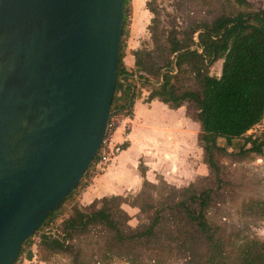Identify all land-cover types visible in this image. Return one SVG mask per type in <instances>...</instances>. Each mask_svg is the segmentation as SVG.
<instances>
[{
	"label": "trees",
	"instance_id": "1",
	"mask_svg": "<svg viewBox=\"0 0 264 264\" xmlns=\"http://www.w3.org/2000/svg\"><path fill=\"white\" fill-rule=\"evenodd\" d=\"M231 1L240 7L251 5L249 0ZM122 2L120 50L109 112L130 116L133 101L140 98L142 90L146 92L144 103L156 100L170 110L183 107L185 116L197 125L196 144L207 175L179 189L162 182L165 186L160 192L168 193L157 200L151 194L158 190L157 185L143 178L132 206L146 216L133 229L118 219L121 215L123 222L128 220L120 210L125 201L120 196L95 199L86 206L70 202L66 213H58L85 182L94 157L75 187L42 223L60 217L56 236L39 235L34 248L36 260L49 262L53 256L65 255L78 262L81 250L73 241L94 227H102L107 236L98 251L105 260L123 258L127 264H141L145 259L163 264L172 255H181L188 264H264V241L242 239L237 243L223 236L207 218L210 204L226 184L221 159L233 156L239 161L264 153V134L245 135L264 117V9L220 14L209 22L164 29L146 2L145 9L152 16L146 26L149 43L131 52L133 69H126L121 41L127 35L130 8L129 0ZM218 60L219 76L210 75V66ZM238 139L242 144L235 152H228L232 141ZM117 148L123 150L126 144ZM143 173L144 168L140 169L142 177ZM246 209L258 211L264 218V202H252ZM30 246V239L23 242L17 259Z\"/></svg>",
	"mask_w": 264,
	"mask_h": 264
},
{
	"label": "water",
	"instance_id": "2",
	"mask_svg": "<svg viewBox=\"0 0 264 264\" xmlns=\"http://www.w3.org/2000/svg\"><path fill=\"white\" fill-rule=\"evenodd\" d=\"M122 11V0H0V264L16 262L96 156Z\"/></svg>",
	"mask_w": 264,
	"mask_h": 264
},
{
	"label": "rangeland",
	"instance_id": "3",
	"mask_svg": "<svg viewBox=\"0 0 264 264\" xmlns=\"http://www.w3.org/2000/svg\"><path fill=\"white\" fill-rule=\"evenodd\" d=\"M131 1L129 0L130 9L128 11V22L125 26L127 35L121 41L122 52L128 47L133 17L135 18V23L140 21L139 8L145 14L143 23L138 29L140 31L136 33L139 39L141 36L143 38L139 40V46L143 43H149L146 26L152 16L145 10L146 2H149V6L154 9L160 27L164 29L185 28L192 23L209 22L220 14H236L237 12L253 13L257 9H264V0H249V3H251L249 7L237 6L231 0H138V2L135 1L133 3L132 7ZM134 11L137 12L135 16ZM220 68L221 60H218L210 66L209 74L219 76ZM143 93V97L145 98L146 92L144 90H142ZM122 130L123 134H126L128 132V124ZM261 134H264V117L257 125L245 133L246 136H260ZM242 142V139L233 140L232 145L228 148V152H235ZM220 144L223 145L224 142L221 141ZM221 162L223 164V177L227 185L225 184L221 187L222 189L218 193L219 196L210 204L207 210L208 221L211 224L217 225L221 229L223 236L230 237L236 240L237 243L242 239L264 241V218L258 211H248L246 209L252 202H264V153L261 155H248V157L239 161L233 156H228L221 159ZM180 163V173L176 172L177 170L175 169V171L170 170V174L166 173V175L162 176L156 174L152 177V184L158 187V190L151 192L154 199L157 200L167 195V191L160 192L165 186L163 183L174 189H179L187 186L189 183L196 182L197 177H205L207 175L206 168L201 161V151L199 148L192 151L189 159L181 160ZM140 169H143L141 162L138 166L139 171ZM184 170L187 173H183L182 171ZM88 174L89 172L84 177L85 182L80 183L79 188L74 194V198L65 203L58 213H66L70 208V202H79V195L82 190L96 178L88 180ZM84 184H87L85 188H83ZM139 190L140 188L136 192L120 195V197L125 199L124 203L120 205V210L128 216V220L126 223L123 222L121 215H118V219L122 224L131 229L138 225L142 217L146 216L145 213H139L138 208L132 206L134 203L132 197ZM59 220L60 217L57 216L48 222L51 223L49 233L52 236H56V232H58L56 224L59 223ZM106 236V229L94 227L90 229L88 234L79 236L73 241V244L77 245L81 250L78 262H74L73 258L65 255L53 256L49 262L51 264H127L123 258L105 260L102 257L98 249L103 248ZM32 249L31 247L30 250ZM22 256L18 259V264H21ZM186 260L187 258L181 255H172L170 258L165 259L163 264H188ZM141 264H152V262L143 259ZM190 264L198 263L194 261Z\"/></svg>",
	"mask_w": 264,
	"mask_h": 264
},
{
	"label": "crops",
	"instance_id": "4",
	"mask_svg": "<svg viewBox=\"0 0 264 264\" xmlns=\"http://www.w3.org/2000/svg\"><path fill=\"white\" fill-rule=\"evenodd\" d=\"M135 1L138 2L131 1V7ZM136 13L134 11V16ZM139 14L138 23H135L133 17L128 47L123 52L122 64L126 69H133L131 52L139 47V40L143 39L142 36L139 39L136 34L140 31L138 29L145 18L140 8ZM143 96L144 93L133 101L131 114L126 120L128 132L123 134L122 128L119 127L114 134L117 147L125 143L126 148L118 151L110 159L104 172L82 190L79 195L81 206L102 197L136 192L143 178L152 183L151 179L156 174L160 176L170 174V170L175 169L180 173L181 160L189 159L192 151L198 149L197 125L185 116L183 107L170 110L156 100L144 103ZM140 162L144 168V177L138 170ZM22 255L21 264H51L37 261L34 249H27Z\"/></svg>",
	"mask_w": 264,
	"mask_h": 264
},
{
	"label": "built area",
	"instance_id": "5",
	"mask_svg": "<svg viewBox=\"0 0 264 264\" xmlns=\"http://www.w3.org/2000/svg\"><path fill=\"white\" fill-rule=\"evenodd\" d=\"M128 117L129 116L124 115L121 111H112L109 113L103 139L97 149L95 161L93 164L91 163L92 167L88 174V180L101 175L109 164L110 159L118 152L117 144L114 142V134L117 128H124V126L127 125L126 120ZM50 225L51 223L41 225L40 231H37L29 238L31 241L30 248L32 247L34 249L35 243L38 241V237L41 233H49ZM17 262L18 259L15 264Z\"/></svg>",
	"mask_w": 264,
	"mask_h": 264
}]
</instances>
